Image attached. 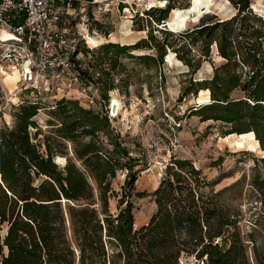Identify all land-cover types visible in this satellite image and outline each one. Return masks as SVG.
Segmentation results:
<instances>
[{"label": "trees", "instance_id": "obj_1", "mask_svg": "<svg viewBox=\"0 0 264 264\" xmlns=\"http://www.w3.org/2000/svg\"><path fill=\"white\" fill-rule=\"evenodd\" d=\"M164 1L162 8L151 5L139 18L156 26L166 21L177 6L174 0ZM228 1L236 10L228 19L205 13L191 29L171 32L157 26L165 38L156 45L162 52L156 60L162 63L164 48L172 49L167 37L184 32L186 45L172 51L194 74L211 60L214 44L222 62L211 66L209 78L190 83L207 92L209 100L190 113L203 122L230 125L224 136L235 133L264 154V17L252 13L251 0ZM95 29L104 33L97 21ZM142 40L85 50L78 45L85 59L75 62V72L98 92L99 108L66 97L48 106L27 99L11 106L12 125H0V264H182L189 257L202 264H264L255 231L245 239L240 213L221 200L223 190H214L218 182L187 160L174 159L164 168L150 194L156 210L136 227L135 203L147 196L137 190L136 181L147 163L128 149L105 107L115 89L112 75L119 58ZM198 43L202 51L197 58L184 51ZM112 51L114 60L108 58ZM104 64L109 69H101ZM42 108L52 130L39 141L35 118ZM57 157L64 158L62 165ZM118 173L123 181L115 187ZM250 186L255 208L264 215V156L254 160Z\"/></svg>", "mask_w": 264, "mask_h": 264}, {"label": "rangeland", "instance_id": "obj_2", "mask_svg": "<svg viewBox=\"0 0 264 264\" xmlns=\"http://www.w3.org/2000/svg\"><path fill=\"white\" fill-rule=\"evenodd\" d=\"M99 1L102 3L87 7L89 34L85 33L87 29L84 25L77 29L85 38L90 36L87 40L91 49L107 42L134 45L143 39L137 49H129L119 58L112 75L115 89L108 94L114 104H119L118 116L112 121L113 125L124 137L128 149L133 154H142L147 163L146 169L139 173L136 181L137 190L147 193V196L135 203L136 227L146 224L156 210L150 194L157 188L164 168L171 165L174 159L187 160L201 170L209 181L218 182L214 190H223L221 200L230 209L240 213L239 228L245 239H248V233L255 231L253 236L257 241L258 251L264 258V215L255 208V197L250 186L254 160L264 154L259 153L254 142L245 143L241 137L234 135L235 133L224 136L231 131L230 125L212 120L203 122L199 115L193 114L195 112L190 113L196 104L209 100L207 92L196 86L190 87V83L209 78L211 66L222 62L217 56L215 45L209 48L211 60H204L194 74L174 57L172 51L173 48L178 49L181 45H186L182 36L184 32L173 38L167 37L168 41H171L172 49L164 48L165 57L162 58V63L156 60L162 53L156 45L165 38L161 29L165 28L171 32L191 29L197 26V20L205 13L216 15L218 19H228L235 14V8L228 0H174L177 7L170 11L166 25H157L161 28L159 29L151 20L139 17L141 12L151 5L162 8L164 0ZM120 3H123L124 8L119 9ZM217 3H221V9L211 8ZM186 4L188 6L184 7ZM206 5L209 8L202 11ZM250 8L252 13L254 11L264 17L263 0H251ZM128 11L130 16L125 19ZM136 12L138 18L134 19ZM76 21L77 19L74 22ZM95 21L103 27L104 33L92 30ZM150 36L153 37L151 41ZM85 49L90 48L84 44ZM186 49L197 58L202 51V44L187 46L184 51ZM83 53L82 48L80 57ZM114 56L115 52L112 51L108 58L114 60ZM87 58L96 63L95 56ZM82 59H85L84 56ZM101 69H109V65L104 64ZM14 80L6 79L5 87L0 86V125H12L11 106L17 104L20 99L38 100L48 106L64 95L66 98L79 100L84 106L96 107L95 103H90L93 99L90 93H82L74 83L69 89H58L56 85L50 87L49 83L34 81L32 84H22ZM32 86L36 88H31ZM188 89H191L189 93L186 92ZM6 92H10L11 96ZM91 93L98 97V92H94L92 88ZM45 110L40 109L35 118L41 131L37 138L39 141L50 135L49 131L52 130L46 125L50 120ZM56 163L62 165L64 158L57 157ZM122 181L123 175L118 173L114 186L117 187V183ZM181 262L202 264L193 257L183 258Z\"/></svg>", "mask_w": 264, "mask_h": 264}, {"label": "built area", "instance_id": "obj_3", "mask_svg": "<svg viewBox=\"0 0 264 264\" xmlns=\"http://www.w3.org/2000/svg\"><path fill=\"white\" fill-rule=\"evenodd\" d=\"M100 3L99 0H0V86L3 87L5 73L16 70L17 83L39 81L58 89H69L74 83L82 93H90L93 97L90 103H95L90 84L79 79L74 67L83 58L78 45L86 44L91 49L77 29L80 25L87 29V7ZM129 16L130 13L124 18ZM85 33L89 34L88 29ZM112 104L110 98L105 107L111 123L118 116L111 113ZM95 105L93 108H99Z\"/></svg>", "mask_w": 264, "mask_h": 264}, {"label": "bare ground", "instance_id": "obj_4", "mask_svg": "<svg viewBox=\"0 0 264 264\" xmlns=\"http://www.w3.org/2000/svg\"><path fill=\"white\" fill-rule=\"evenodd\" d=\"M207 8H209L207 5L203 8V10L202 11H205ZM211 8H215V9H221V3L219 4V3H217L216 4V6H214V7H211ZM214 9V10H215ZM88 37H90V36H86V40L88 39ZM87 43H88V40H87ZM15 75L17 76V78H14L15 77ZM6 79H9V80H14V82H16L18 79H19V75H18V72L16 71V70H14V71H12V73H5V75H4V77L2 78V84H3V86L5 87V80ZM10 82V81H9ZM11 82H13V81H11ZM7 93V95L10 97L11 96V93L9 92H6ZM12 98V97H11ZM118 110H119V104H117V109H116V113L118 114ZM117 114H115V115H117Z\"/></svg>", "mask_w": 264, "mask_h": 264}, {"label": "water", "instance_id": "obj_5", "mask_svg": "<svg viewBox=\"0 0 264 264\" xmlns=\"http://www.w3.org/2000/svg\"><path fill=\"white\" fill-rule=\"evenodd\" d=\"M259 17L263 18V16H261V15H259ZM161 24H162V25H166L167 22H166V21H163ZM116 108H117V105L113 103V104H112V107H111V113H112V114H115V113H116Z\"/></svg>", "mask_w": 264, "mask_h": 264}]
</instances>
